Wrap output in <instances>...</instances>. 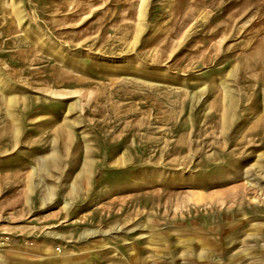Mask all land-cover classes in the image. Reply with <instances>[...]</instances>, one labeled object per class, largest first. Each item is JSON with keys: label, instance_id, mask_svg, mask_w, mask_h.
Listing matches in <instances>:
<instances>
[{"label": "rangeland", "instance_id": "obj_1", "mask_svg": "<svg viewBox=\"0 0 264 264\" xmlns=\"http://www.w3.org/2000/svg\"><path fill=\"white\" fill-rule=\"evenodd\" d=\"M0 264H264V0H0Z\"/></svg>", "mask_w": 264, "mask_h": 264}, {"label": "crops", "instance_id": "obj_2", "mask_svg": "<svg viewBox=\"0 0 264 264\" xmlns=\"http://www.w3.org/2000/svg\"><path fill=\"white\" fill-rule=\"evenodd\" d=\"M119 159L122 160V158H119ZM119 159H118V160H119ZM112 160H113V162H116V161H117V158L113 157Z\"/></svg>", "mask_w": 264, "mask_h": 264}]
</instances>
